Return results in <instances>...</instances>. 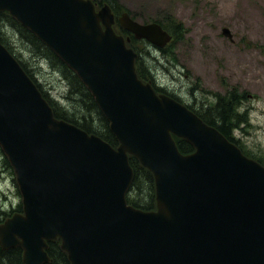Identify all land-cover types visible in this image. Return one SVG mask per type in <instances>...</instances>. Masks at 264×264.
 Returning a JSON list of instances; mask_svg holds the SVG:
<instances>
[{"label": "water", "instance_id": "obj_1", "mask_svg": "<svg viewBox=\"0 0 264 264\" xmlns=\"http://www.w3.org/2000/svg\"><path fill=\"white\" fill-rule=\"evenodd\" d=\"M84 84L118 146L54 118L0 44V147L13 168L22 213L0 223V249L23 264L49 262L60 239L70 264H264V168L134 71L136 55L114 16L91 0H0ZM120 27L163 48L158 24L126 13ZM222 35L232 39L228 29ZM173 137L188 142L179 152ZM153 176L155 211L127 206L128 158Z\"/></svg>", "mask_w": 264, "mask_h": 264}, {"label": "rangeland", "instance_id": "obj_2", "mask_svg": "<svg viewBox=\"0 0 264 264\" xmlns=\"http://www.w3.org/2000/svg\"><path fill=\"white\" fill-rule=\"evenodd\" d=\"M108 1L119 10L118 18L126 13L141 24L156 22L171 36L179 26L181 33L177 32L164 50L144 39H133L126 45L140 57L146 78L141 80L206 118L205 110L220 97L234 96L236 112L242 115L232 131L235 143L244 155L264 165V0ZM110 3L105 1L101 7L106 4L112 10ZM119 28L113 26V31L126 40ZM224 28L232 40L222 35ZM1 34L48 99L66 107L69 87L59 69L8 24L2 25ZM96 117H91L94 126ZM154 195L142 190L131 192L129 199L149 205ZM21 208L13 168L0 147L1 222L14 212L20 213Z\"/></svg>", "mask_w": 264, "mask_h": 264}, {"label": "trees", "instance_id": "obj_3", "mask_svg": "<svg viewBox=\"0 0 264 264\" xmlns=\"http://www.w3.org/2000/svg\"><path fill=\"white\" fill-rule=\"evenodd\" d=\"M94 4L97 6H101L102 3L108 0H92ZM112 11L117 17L119 14V10L114 7L113 4L110 3ZM134 20V19H133ZM3 24H8L13 29H15L17 35L24 39L28 45H30L34 49H39L45 55V57L49 60L52 65H55L59 71L64 76V79L68 83V92L67 96L65 97L67 106L61 107L58 105L56 101L53 99H48L45 92L41 91L40 87L36 84L35 80L29 74L27 69L18 60V58L13 54V52L7 47L6 43L2 39L1 29ZM120 29V33L128 37L130 40H133V37L128 32ZM179 26H176V30L172 33V41H174L173 36L177 35ZM181 33V32H179ZM0 43L11 53L14 55V58L19 62L20 66L24 70V72L29 76V78L36 84L37 88L41 91L42 96L44 99L49 103L52 107L54 117L58 120H62L78 128L84 130L89 134H94L100 137L102 140L107 142L113 148L118 146V142L115 139L114 135L111 133L109 129L108 122L104 118L103 114L100 112L98 106L96 105L94 98L92 97L91 93L87 90V88L83 85V83L79 80L74 72L69 70L63 62L52 52L48 49L38 38L33 35L28 29L20 25L13 17H11L6 12H0ZM170 43V44H171ZM169 44V45H170ZM130 45V44H129ZM136 66V73L138 77L142 80H145V71L142 67V62L140 57L137 58L135 62ZM156 90V89H155ZM160 93V91H157ZM163 93V92H162ZM74 97H73V96ZM75 95L78 98L75 97ZM96 114L98 118V123L95 124L91 119L92 115ZM205 114L209 117L206 118L205 116H197L202 119L207 125L215 128L218 130L228 141L236 144L232 131L234 128H237L236 125L240 121V117L236 112V100L234 96L230 98L220 97L217 103L212 108H207L205 110ZM97 131V132H96ZM176 146L178 147L179 151L186 155L190 154L194 151L193 147L184 140H175ZM246 155V154H245ZM129 165L133 171V179L126 196V201L129 205L133 208L140 209L143 211H152L155 208V198L152 196V202L149 205L142 204L136 198L129 199L130 193H136L137 191L141 192L142 190L149 191L150 193L154 194V183L153 177L151 173L143 168L139 162L133 158H129ZM2 214L0 213V216ZM1 223V218H0ZM47 254L50 258L51 264H69L66 256L62 251H60L59 242H51L48 243ZM49 262V263H50ZM57 262V263H56ZM21 250L16 248L14 250L3 251L0 249V264H21Z\"/></svg>", "mask_w": 264, "mask_h": 264}]
</instances>
